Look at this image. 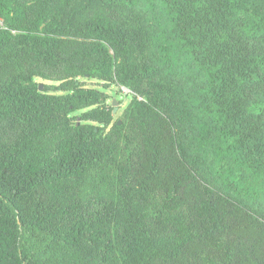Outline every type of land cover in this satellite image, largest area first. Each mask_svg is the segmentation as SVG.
<instances>
[{
	"label": "trees",
	"instance_id": "16d2710c",
	"mask_svg": "<svg viewBox=\"0 0 264 264\" xmlns=\"http://www.w3.org/2000/svg\"><path fill=\"white\" fill-rule=\"evenodd\" d=\"M0 264H264V0H0Z\"/></svg>",
	"mask_w": 264,
	"mask_h": 264
},
{
	"label": "rangeland",
	"instance_id": "374dc122",
	"mask_svg": "<svg viewBox=\"0 0 264 264\" xmlns=\"http://www.w3.org/2000/svg\"><path fill=\"white\" fill-rule=\"evenodd\" d=\"M79 80L84 83L86 86L93 87L99 90L104 91L108 96V102L110 103V107L112 109V115L114 119H118V117L121 115L122 109L126 105V103L129 101L130 96L126 94V90L123 89V87H120L114 83H106L99 79L94 78H88V77H81ZM35 82L38 85H48L50 88L54 89L56 82L44 80L41 78H36ZM115 101V105H112V101ZM114 108L115 111H114ZM76 112L75 114H78Z\"/></svg>",
	"mask_w": 264,
	"mask_h": 264
},
{
	"label": "water",
	"instance_id": "95a60500",
	"mask_svg": "<svg viewBox=\"0 0 264 264\" xmlns=\"http://www.w3.org/2000/svg\"><path fill=\"white\" fill-rule=\"evenodd\" d=\"M39 89L41 90L42 89V85H39ZM112 105H115V101L113 100L112 101ZM116 108H114V111H115Z\"/></svg>",
	"mask_w": 264,
	"mask_h": 264
},
{
	"label": "built area",
	"instance_id": "2783aa9c",
	"mask_svg": "<svg viewBox=\"0 0 264 264\" xmlns=\"http://www.w3.org/2000/svg\"><path fill=\"white\" fill-rule=\"evenodd\" d=\"M123 89H125V90H126V93H129V90H128L127 88L123 87Z\"/></svg>",
	"mask_w": 264,
	"mask_h": 264
}]
</instances>
